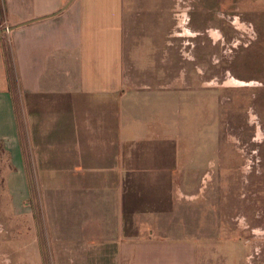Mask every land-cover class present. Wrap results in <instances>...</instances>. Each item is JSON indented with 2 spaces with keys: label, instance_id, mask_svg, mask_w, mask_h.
<instances>
[{
  "label": "crops",
  "instance_id": "crops-1",
  "mask_svg": "<svg viewBox=\"0 0 264 264\" xmlns=\"http://www.w3.org/2000/svg\"><path fill=\"white\" fill-rule=\"evenodd\" d=\"M168 13V0H0V30L12 28L0 68L5 40L19 90L15 101L2 78L0 232L13 228L20 264H217L228 252L210 244L217 230L190 232L173 199L215 151L194 154L176 118Z\"/></svg>",
  "mask_w": 264,
  "mask_h": 264
},
{
  "label": "rangeland",
  "instance_id": "rangeland-1",
  "mask_svg": "<svg viewBox=\"0 0 264 264\" xmlns=\"http://www.w3.org/2000/svg\"><path fill=\"white\" fill-rule=\"evenodd\" d=\"M168 1L170 63L176 60L183 74L176 118L185 134H193L194 154L215 151L209 171L194 174L193 188L174 187L173 199L191 218L190 232L218 231L210 244L228 252H216L214 262L264 264V0ZM1 48L0 87L4 77L16 101V71L5 40ZM6 211V219L15 221ZM12 229L0 232V264H20Z\"/></svg>",
  "mask_w": 264,
  "mask_h": 264
},
{
  "label": "water",
  "instance_id": "water-1",
  "mask_svg": "<svg viewBox=\"0 0 264 264\" xmlns=\"http://www.w3.org/2000/svg\"><path fill=\"white\" fill-rule=\"evenodd\" d=\"M10 30H12V28H4V29L0 30V33L1 32H7V31H10Z\"/></svg>",
  "mask_w": 264,
  "mask_h": 264
}]
</instances>
